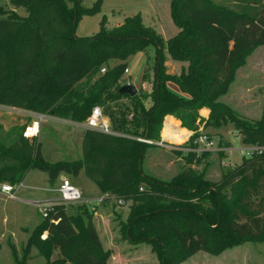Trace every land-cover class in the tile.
Wrapping results in <instances>:
<instances>
[{"label": "trees", "instance_id": "trees-1", "mask_svg": "<svg viewBox=\"0 0 264 264\" xmlns=\"http://www.w3.org/2000/svg\"><path fill=\"white\" fill-rule=\"evenodd\" d=\"M9 3L14 9L0 5V105L75 123L85 122L100 107L109 131L85 128L81 157L51 162L37 138L22 135L25 125L8 131L0 125V184L19 185L38 170L54 185L63 173L83 171L103 201L131 202L121 232L132 244L149 245L160 264H181L200 251L218 255L243 241L264 239V152L242 157L213 182L204 168L193 167L206 152L174 149L187 166L162 180L142 165L146 151L157 145L139 140L161 141L169 115L194 132L185 145L190 148L196 146L202 122L204 128L231 123L243 145L264 146V98L260 119L242 116L219 101L238 67L264 44V0H171L169 15L179 31L167 39L145 25L140 13L125 16L114 27L106 26L104 15L98 32L78 36L79 19L100 12L99 1L89 7L82 0ZM150 47L151 87L141 86L135 95L119 92L126 84L127 60ZM165 51L188 63L179 74L166 71ZM203 108L210 110L208 118L200 116ZM172 117L166 118L165 126L171 128L165 137L178 132L171 141L180 143L187 131L178 129ZM32 248L45 259L43 264H110L111 252L103 247L86 204H77L74 214L65 204L48 208L21 255L12 252L15 264H30Z\"/></svg>", "mask_w": 264, "mask_h": 264}, {"label": "rangeland", "instance_id": "rangeland-1", "mask_svg": "<svg viewBox=\"0 0 264 264\" xmlns=\"http://www.w3.org/2000/svg\"><path fill=\"white\" fill-rule=\"evenodd\" d=\"M98 1L100 2V12L94 15H83L79 19L76 27L78 36L92 35L98 32L102 25L103 15L107 16L106 25L109 27L116 26L124 16L135 13H141L144 23L147 25L151 24L149 21L153 12L149 0H82V4L85 7H89ZM154 1L159 6L157 11L158 21L156 20L154 28L161 33L159 25L161 24L165 32L164 36L166 34L167 38H169L175 35L179 29L169 15L171 0ZM0 5L14 9L9 0H0ZM16 10L21 14L25 13L21 8ZM163 38L166 39L165 37ZM164 55L166 71L170 74H179L182 68L188 64L187 62L173 60L166 51ZM145 56L147 57V64L143 63L144 55L141 52L136 53L127 60V67L130 72L124 73L122 78L124 83L128 84L131 81L129 83L134 85L136 89L141 86L147 89L151 87L154 48H149ZM144 73L146 74V81L142 80ZM170 89L175 93H180L174 84H170ZM263 90L264 44L251 52L246 57L244 64L238 67L229 92L221 96L219 101L229 105L232 110L242 116L250 119H260L264 98ZM15 109L0 105V115L4 117L6 123L10 124L12 122L18 125L19 120H23L15 117ZM202 110H207L206 118H208L210 110L208 108H203ZM180 125L182 128L187 129L182 126L181 121ZM204 126L205 122L199 124L197 132L207 134L210 140L214 141V146L226 150H202L198 152V154L206 153L193 164V167L199 170L204 168L205 177L210 181L216 182L220 180L227 168L234 167L241 162L242 156L238 149L244 148L246 145L242 144L241 136L234 130L231 123H227L220 128H204ZM164 130L166 132V128ZM81 131V128L76 125L73 127V124L60 118L53 119L43 116L40 134L37 137L41 143L43 156L51 162L79 159L82 155L81 139L83 133ZM188 141L176 143V145L185 146ZM159 149L154 147L146 151L142 164L143 169L146 173L162 180H170L182 168L187 166V159L183 155L176 154L173 150L166 148L172 154L170 152L164 153L161 154V157L167 155V157L175 160L174 165L166 167L163 163L156 161L159 157ZM182 151L184 153L187 152ZM33 173L40 177L35 182L37 184H45L46 190L33 192L34 194H31L30 198L58 196L57 193H50L51 186L47 184L46 173L38 170ZM65 177L81 191L83 197L94 201L92 202L94 204L88 205V209L92 212L93 223L96 226L103 247L111 252L108 260L110 264H160L149 245L132 244L124 238L121 232V225L127 220L129 214L130 201L120 204L118 202L119 199H109L98 203L95 199L101 197V191L95 183L86 177L83 171L78 175L65 174ZM59 185L57 183L55 188ZM19 195L23 196V193L20 192ZM13 206L19 209L17 213H14L15 210H11L14 209ZM37 209L41 210V208L36 207L35 209L34 206L23 201L11 199L6 202L0 199V264H15L12 252L15 251L19 256L21 255L22 247L26 244L29 234L42 218L43 213L41 211L38 213ZM76 210L77 204L67 205L69 214H74ZM100 214H105L106 216L102 218ZM5 216L8 217L6 222L3 220ZM37 253V250L32 248V257L29 259L30 264H43L45 262V259ZM56 255L57 252L55 251L52 258H55ZM181 264H264V239L243 241L227 247L218 255L200 251Z\"/></svg>", "mask_w": 264, "mask_h": 264}, {"label": "built area", "instance_id": "built-area-1", "mask_svg": "<svg viewBox=\"0 0 264 264\" xmlns=\"http://www.w3.org/2000/svg\"><path fill=\"white\" fill-rule=\"evenodd\" d=\"M104 71H105V68L101 69V72H104ZM128 72H129V69L127 67L124 73L126 74ZM42 118H43V115L38 114L34 117V119L26 123L22 131V135L28 139L37 138L40 134V125H41ZM85 123L88 128L99 129L105 132L109 131L108 124L106 123L105 118L102 115L100 107L93 108L90 116L87 118ZM165 123L166 121L164 122V127H165ZM191 135L192 133L188 134L186 137V140H189ZM139 140L149 143V144H155L157 146L165 147L171 150L180 149V150H185V151H194L196 153L202 150H226L224 148H217L216 146H214L215 145L214 141L210 140L208 135L203 134V133L200 134L194 140V144L196 146L193 148H190L188 146L180 147V146H177L176 143H173L172 141L154 142L148 139H139ZM238 150L242 157L244 156L249 157V156H252L254 153L264 152V146L262 147V146H257V145H246L244 148H239ZM16 186L10 183H3L0 186V191L4 193L8 199H16L15 197ZM53 191H55L58 194V198L41 200V201H36L32 203L37 208H41L40 211L43 213L44 216L46 215V210L54 204H65V205H68V204L92 205L94 204L92 203L94 202L92 199L83 197L81 191L76 186H74L68 179H63L61 184L57 188H54ZM104 198L105 196H102L98 199H95V201L99 203V202H102ZM118 202L120 204L125 203V201L121 198L118 200Z\"/></svg>", "mask_w": 264, "mask_h": 264}, {"label": "crops", "instance_id": "crops-1", "mask_svg": "<svg viewBox=\"0 0 264 264\" xmlns=\"http://www.w3.org/2000/svg\"><path fill=\"white\" fill-rule=\"evenodd\" d=\"M149 3H150V5H151V7H152V12H153V15H151L150 16V18H151V20L149 21V23H151L150 25H147V24H145L144 23V21H143V23L145 24V25H147V26H151V27H153L154 28V26H156V20L158 21V13H157V11H158V9H156L155 8V5H154V3H153V0H149ZM141 14V13H140ZM104 16V15H103ZM102 16V17H103ZM106 16V15H105ZM142 16V15H141ZM106 18H107V16H106ZM124 18H125V16L122 18V20H120L119 22H118V24L117 25H120L122 22H123V20H124ZM142 20H143V17H142ZM158 23V22H157ZM159 24V23H158ZM116 25V26H117ZM160 25V27H161V33L160 34H162L163 35V37H165L166 39H167V36H166V34H165V36H164V30H163V27H162V25L161 24H159ZM107 26V25H106ZM107 27H109V26H107ZM113 27V26H112ZM155 29V28H154ZM156 30V29H155ZM159 33V32H158ZM150 48H152L153 49V47H150ZM149 50V49H148ZM151 50V49H150ZM143 55H144V57H143V63H145V64H147V57L145 56V53L146 52H141ZM130 72V71H129ZM128 72V73H129ZM129 82H131V81H129ZM128 82V83H129ZM169 87H170V85H169ZM179 92V91H178ZM178 94H180V93H178ZM15 111H16V116L15 117H17V119H23V120H19V124L17 125V124H15V123H6L5 121H4V117L3 116H1L0 115V125L3 127V129L4 130H6V131H8L9 129H11L12 127H14V126H21V125H25L26 123H28L29 121H31L32 119H34V117L38 114V113H35V112H32V111H28V110H23V109H15ZM200 114H201V116L202 117H204V118H206L207 117V110H201V112H200ZM18 115V116H17ZM43 116H48L49 118H53V119H56V117H54V116H50V115H43ZM168 117H172V116H167L166 118H168ZM165 118V119H166ZM173 119L172 120H170L171 122H176V123H178L179 122V124H178V129H184V128H182L181 127V125H180V121L179 120H177V119H175L174 117H172ZM63 121H66V122H69V123H71V124H73V127L76 125L77 127H79V128H81V132L83 133V131H84V129L85 128H88L87 126H86V123L85 122H83V123H75V122H72V121H70V120H66V119H62ZM105 121H106V123L108 124V121H107V119H105ZM165 128H171V126H165ZM164 128V125H163V129H165ZM173 128V127H172ZM67 130H69V129H67ZM184 130H186L187 132H184V137H183V141L182 142H185L186 141V137H187V135L188 134H191L192 133V131H190V130H188V129H184ZM178 135H179V133L177 132V135L175 136V137H173V138H166L165 137V130H164V134H163V131H162V135H161V141H163V142H169V141H171V140H174V139H176L177 137H178ZM182 142H180V143H182ZM173 143H177V142H173ZM156 147H158V148H160L159 149V157L157 158V160L156 161H158V163H163L166 167H171L172 165H174V159L173 158H169V157H167V155L166 156H164V157H161L162 155L161 154H164V153H168V152H170L171 153V151H168V149H166L165 147H161V146H156ZM155 147V148H156ZM154 148V147H153ZM185 151V150H184ZM172 154V153H171ZM35 170H32V171H30L28 174H27V176L25 177V179L19 184V185H17L16 186V189H15V197H16V199H13L14 201H23L24 203H26V204H29V205H32V206H34L35 207V209H36V206L35 205H33L32 203L33 202H36V201H41V200H48V199H56V198H58V196H51V197H33V198H30V196H32L31 194H34L36 191H44V190H46V185L45 184H37L35 181L37 180V179H40V177L38 176V175H35L33 172H34ZM63 179H66V177H65V173H63V174H61L59 177H58V179L56 180V182H55V184L54 185H51L50 183H49V178H48V175H47V180H48V183L47 184H49L50 186H51V188H50V193H56L55 191H53V189L55 188V186L57 185V183L58 184H61V182H62V180ZM0 186H1V184H0ZM20 192H22L23 193V196H20L19 194H20ZM34 192V193H33ZM20 196V197H19ZM102 196H104L103 195V193L101 192V197ZM0 199L2 200H4V201H6V202H8L9 200H11V199H8L7 197H6V195L4 194V193H2L1 191H0ZM14 207V206H13ZM12 211H14V213H17V211H19V209H17L16 208V206L14 207V209H11ZM39 211H40V209H37V212L39 213ZM31 213V212H30ZM106 215L105 214H100V217H102V218H104ZM3 220H4V222H6L7 220H8V217L7 216H5L4 218H3ZM40 221V220H39ZM39 223V222H38ZM37 223V224H38ZM36 224V225H37ZM43 238L44 237H46V234H44L43 236H42Z\"/></svg>", "mask_w": 264, "mask_h": 264}, {"label": "water", "instance_id": "water-1", "mask_svg": "<svg viewBox=\"0 0 264 264\" xmlns=\"http://www.w3.org/2000/svg\"><path fill=\"white\" fill-rule=\"evenodd\" d=\"M119 92H121V93H129L131 95H135L136 92H137V89H136V87L134 85L128 83V84L123 85L120 88Z\"/></svg>", "mask_w": 264, "mask_h": 264}]
</instances>
